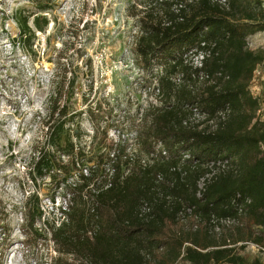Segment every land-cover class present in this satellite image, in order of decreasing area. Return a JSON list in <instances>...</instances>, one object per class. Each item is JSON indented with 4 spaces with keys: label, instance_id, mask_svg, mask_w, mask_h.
<instances>
[{
    "label": "trees",
    "instance_id": "obj_1",
    "mask_svg": "<svg viewBox=\"0 0 264 264\" xmlns=\"http://www.w3.org/2000/svg\"><path fill=\"white\" fill-rule=\"evenodd\" d=\"M136 2L129 8L139 29L134 52L143 70L157 66L160 71L153 88L159 104L147 108L137 134L140 155L129 156L125 147L119 146L108 154L111 158L96 160L88 175L85 170L79 183L68 184L70 173L79 167L76 158L66 164L52 162L48 153L35 146L29 175L50 178L56 184L54 192L63 185L64 206L56 209L57 222L47 223V233H42L35 226L41 216L37 197L29 194L23 205L22 245L26 250L37 248L48 234L55 253L48 264H145L161 245L165 250L157 264L179 260L189 264H261L257 259L248 262L235 252L233 246L239 240L214 242L209 229L164 232L166 221L174 222L188 209L207 226L212 217L234 218L232 202L240 204L245 199L250 203L242 215L252 212L258 225L264 226V123L256 116L258 99L242 98L263 55L245 47V34L239 28L242 20L253 23L255 13L241 0H227V9L210 0ZM29 18V14L15 18L17 45L25 53L31 49L28 42L35 31L42 32L47 26L45 16L32 15V27ZM201 41L215 46L212 56L196 68L183 56ZM200 73L214 81H200ZM193 108L205 114L207 121L226 108L227 113L215 128L200 127L189 123ZM54 112L51 105L43 124L42 145L47 142L62 155L72 156L69 139L60 146L65 122L61 118L49 122ZM58 113L62 116L63 108ZM156 151L157 159L143 165L142 160ZM185 154L188 159H183ZM218 160L227 161L226 169L205 181L197 197L198 182L209 173L206 165ZM105 165L109 174L89 188L98 173L101 179ZM246 238L256 247H264L261 236L249 232Z\"/></svg>",
    "mask_w": 264,
    "mask_h": 264
},
{
    "label": "rangeland",
    "instance_id": "obj_2",
    "mask_svg": "<svg viewBox=\"0 0 264 264\" xmlns=\"http://www.w3.org/2000/svg\"><path fill=\"white\" fill-rule=\"evenodd\" d=\"M248 1L260 16L256 27L261 30L245 37V47L261 52L263 61L256 66L242 98L258 99L256 116L264 123L263 9L257 6L258 0ZM133 4L137 5L136 0H0V264H48L55 255L48 234L37 248L26 250L22 245L23 205L29 194L37 197L41 216L35 226L42 233H47V223L57 222L56 209L64 206L63 185L54 192L56 184L50 178L29 175L35 146L48 153L52 162L66 164L76 158L79 167L70 173L68 184L79 183L84 170L88 175L96 160L111 158L108 154L119 146L129 156L140 155L137 134L147 108L159 104L153 88L160 71L157 66L143 70L134 52L139 29L129 9ZM28 14L31 27L32 15L45 16L47 26L42 32L35 31L28 42L31 49L25 53L17 45L15 18ZM51 105L55 112L49 122L58 118L65 122L60 146L69 139L72 156L62 155L47 142L42 145L43 124ZM62 108L64 114L58 117ZM108 167L101 179L100 173L91 179L89 188L102 181ZM185 222L202 232L210 230L205 221L192 216ZM181 225L180 220L166 221L164 232H182ZM249 232L264 239V226L247 211L233 227L209 235L216 243L239 240L233 246L238 255L264 264V247L248 242ZM164 250V245L155 248L145 264H157ZM175 264L189 263L179 260Z\"/></svg>",
    "mask_w": 264,
    "mask_h": 264
},
{
    "label": "built area",
    "instance_id": "obj_3",
    "mask_svg": "<svg viewBox=\"0 0 264 264\" xmlns=\"http://www.w3.org/2000/svg\"><path fill=\"white\" fill-rule=\"evenodd\" d=\"M212 4H216L220 8L227 9L228 7V2L227 0H210ZM263 8H264V0H263ZM215 43L214 42H205L201 41L195 49L188 51L187 53L184 54L183 59H185L186 62H189L190 65L196 68H201L203 65L204 60L210 58L213 54ZM219 76V74L217 75ZM200 81L207 80L209 83H212L214 80L212 77L207 76L204 73H200L198 76ZM175 81H178L177 79ZM227 113V108L224 111L218 112L215 117L209 121L206 119V115L203 113H200L196 108L192 109V115L189 119V123L191 124H201L200 127H202V124L205 125L207 124L211 128H215L217 125V122L222 121L225 119V115ZM159 147L156 148V150ZM165 153L162 152V155ZM189 156L185 154L183 156V159H188ZM157 159V151L151 153L146 160H142V164L145 165L147 163H151L154 160ZM207 169L209 170V173H207L203 178H201L198 182V190L199 192L197 193V197L200 196V192L203 191L205 181H208L210 178L215 176L217 173L224 171L227 167V161H211L208 162L206 165ZM85 173V170H84ZM239 196H237L236 199H238ZM250 203L249 199L243 200L240 204L234 200L232 204L236 208V217L234 218H211L209 227H210V232L214 235H219L222 230L224 229H229L233 227L234 224L237 222V218L240 217L246 206ZM192 216L193 218L198 219L196 216H194L191 212L190 209L186 211V213H181L178 215L176 218V221L180 220L182 225L180 226V230L182 232H191L194 230H197L198 228L195 225L191 224H186L185 218H188ZM199 220V219H198Z\"/></svg>",
    "mask_w": 264,
    "mask_h": 264
},
{
    "label": "crops",
    "instance_id": "obj_4",
    "mask_svg": "<svg viewBox=\"0 0 264 264\" xmlns=\"http://www.w3.org/2000/svg\"><path fill=\"white\" fill-rule=\"evenodd\" d=\"M257 1V0H255ZM259 2H257V6L258 7H261L263 9V14H261L262 16V21L264 22V8H263V2L262 0H258ZM242 2V5L243 6H246L249 10H251L252 12L255 13V16H256V19L255 21L252 23L251 21L250 22H247V21H240V25H239V28H240V31H242L244 34H245V37L255 33V31L258 30V27H256V25L259 23V18L260 16L257 15L256 13V10L254 9V7H252L253 5L250 4V2L248 0H241ZM259 10V8H258ZM249 23V24H247ZM247 24V25H245ZM244 25V26H243Z\"/></svg>",
    "mask_w": 264,
    "mask_h": 264
}]
</instances>
